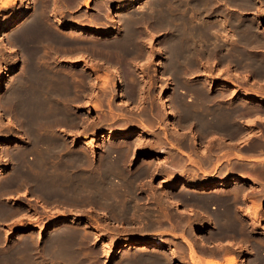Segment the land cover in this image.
I'll use <instances>...</instances> for the list:
<instances>
[{
  "label": "rangeland",
  "instance_id": "374dc122",
  "mask_svg": "<svg viewBox=\"0 0 264 264\" xmlns=\"http://www.w3.org/2000/svg\"><path fill=\"white\" fill-rule=\"evenodd\" d=\"M3 1H5V0H0V3L3 2ZM19 1H21V2H19ZM23 1L24 0H17V4L18 5H21L20 6V9H19L20 12H22L24 10V5L25 4H24ZM38 1L39 0H37V3L38 4H37V7L34 9L35 10L34 12L37 13V11H39L38 13H40V11L45 8L42 11L44 13L41 12L39 15H41L42 21H44V20L46 21V23H44L45 21L43 22V26H45L44 24H47V23L48 24L46 26H48L50 24L49 25L50 27L49 26L48 27L45 26L46 29L48 28L47 30L49 32V34L46 33V35L50 36L51 33H52V36L54 35L53 37L55 39L52 37L51 40H54L57 44L54 43V41L52 42L49 39H48V41H50L52 44L50 42H47L45 39H44V41L39 39L37 41H39L40 43L42 42L41 44H43L44 46L43 45L41 46V44L39 42H38L39 44L37 46V41H35V44L34 45L36 46V50H37V48H39V49L42 48V50H39V51L37 50V55H35V57L37 56L36 57V60L37 59H40L41 61L40 60H37V62H36V60L35 59L34 60H35V63L36 64L37 63L39 64V62L40 63L41 62L43 63V64L41 63L42 65L39 64V67L40 66L41 67L44 66V64L47 65V67L44 66V67H46V70H48V68L50 67L49 71L51 72V74H52V72H54L55 74H57V72L60 71V73H58V74H59V76L61 75V78L63 79L62 81L65 80V81H67L68 84H70V82H71V84H70V86H71L70 92L67 94L68 96H65V98L63 100L64 103H63V106H62V107H65L67 109V112H68V114L71 115V117L68 116L67 112L66 113H62L61 115L62 116H68L70 119H72V118L75 117L74 118V120H76L75 122H74L73 119H72L73 121H71L69 119L70 121L67 122V123H69V125L68 124L65 125L66 126L65 129H67V132L68 133H71L73 131V133H71L72 137H69V140L70 139L72 140L73 138L74 139L77 138V139H75V141H74L73 144H70V143L68 144V152H69L68 154L69 155H72V153L73 154H79L80 152H82V154L81 153L80 154L82 156L84 155L83 158L88 157L87 158V164H85L86 166L84 165L85 166L84 168H89L90 167V164H89L90 163V160H88V159H90V156L92 158L95 156L93 151L92 152H90V151L88 152V150L86 149V146L81 141V138L80 137L82 135H84V134H82L84 132V130L86 131L85 134L88 133V132L97 131V130H100L103 133L105 131H108V129H114V126H116V125L118 126V128L115 127V129H122V128L123 129H128L129 128V129H131L133 131V133H135V132L136 133H139L138 131H141V129L143 128V126L146 127L147 128V131H148V133H147L148 135L145 134L140 141L139 140H137V141L135 140V142H134V139H132V140H117L115 143H112L113 145L111 143H108L104 139L101 140L102 139V137H101L100 140L102 141V143L104 142V145L105 144H111L112 146H115L116 145V147H118V152H116V153H118V154L119 153H121V154L124 153L123 154V157L121 159L122 162H123V163L121 162L122 164H132L134 162H137L138 159L141 160V162L142 161H151V160H153V158H151V157L154 155L153 154L154 152L152 150H147V145L152 144L153 142L151 143V141H155V140H157L159 138V136L157 135V133H158L157 131H163V132H165L167 129H176V128L179 127L178 126V123L177 124L176 123L174 124V122H177L178 116L175 115V117H172L171 116L169 118L168 117L169 114L168 113L165 114V111H168V110L167 109L165 110V109H163L161 107V102L164 101V99H165L163 97L164 91L167 90V87L164 86V85H165V83H168V82H173V81H177L178 80L179 82L184 83V86L181 85V90H184V91H186L187 88L189 89V84H194L195 83L196 86L202 88L201 89L202 91H203V89L205 91L206 90H209V91H206V92H209V95L208 96H210L209 100L211 102H213L214 100H219V101L220 100H224L223 101V104H224L223 106L224 107L229 108V106H230V108H232L233 110L240 111V115H239V112H238V117H236V119H238L239 122L242 120V122H241L242 124L246 123L245 121H247L248 124L250 123V121H252V123L254 121L253 125H255V122H256L255 119H257L259 117L260 122H262V124L264 125V120H263V118H264V114H263L264 109H259L258 110V108L255 105H253V104H248V103H242L243 105L241 103L239 104L238 102L241 99V93H237L238 95L236 94L235 96H231V89L223 90L221 88L222 83H223V80H231L230 82H233L234 81V83H240V85L243 88H245L244 90H248V91L251 90V89H247L249 87V88H252V89L255 88V90L256 89H258V90L260 89V91H258V90L257 91L259 93H263L264 92V85H262L263 82H259L252 75H249V74L247 75L248 77L246 76L244 78L243 77H239L240 75L239 76H236L238 74H237L236 71H234L235 69L234 70L232 69V73L234 72L235 76H233V77H231V76L226 77V74H225V72L223 70V67L226 65V63L223 62L221 59H220L221 62H220V60H218L219 58H222L223 59V56H221V55H223V53H220L219 52L220 53V56H219V53H214V54L212 53V54L209 55V58H208V55H207V58H206V56H204L205 58L202 56L201 57V58H203L202 62H200L201 61L200 60L201 58H200V59L197 60L198 62L196 61L198 65H195V67L190 68V70H184L187 75L184 72H183V74H178V75L176 73V76H175V73L173 74L172 72H169V71H168L169 73L168 72H165L164 73V69H161V67H159L157 65H161L163 63V61H164V58H166V57L163 56V51H161L160 47H162V46L165 45V41H166L165 37L167 38L170 35V34L168 35L167 31L168 32L170 31L169 33H171V30H169L168 27H165V28H167V30L164 29V28H160L161 29L160 30L159 28H154L153 29V25L150 22H148L146 24L145 23H143V24L142 23H139V24H142V25H137V30L139 31V33H137V37L135 38V41H136L135 44L137 45V48L139 50L135 54H127L125 52L123 53L122 49L121 50L120 49L118 50V47L117 46L116 47L114 46V43L120 37V35L118 33L117 34H114V35H112L110 37H103L101 35H87V34H80L79 32H70L68 29H60V28L57 27V23L60 20L66 22V23H68V22L69 23H73V22L75 23L77 21L76 19L79 16L78 21L81 20L80 18H85L86 17L84 20L82 19L83 20L82 21L83 23L85 21L86 23L89 24V22H88V20H89L90 23H92V24H97V25L99 24L100 27L106 28V26L104 27V24L108 23L107 14H106L107 13V9H109V7H111V11H114V10L116 11L119 3L121 1H123V0H121V1L120 0H105V1L104 0H90V3L88 5V7H85V3L84 2H86V0H72V3L74 2V4L71 3V0H68V2L70 4H67L69 6H66L65 5L64 8L66 9V11L72 12V13H68V12L65 11V9L62 8L63 5L65 3H67V0H55L56 3H55L54 0H41L42 3L44 4V5L42 4L44 6V8L42 7L41 4H39ZM155 1H157V0H143L142 2H140L138 4H135L133 6V9L136 10V11H139V12H143V11L145 12V11H147V9L150 8L151 5H153L152 3H154ZM162 1H164V0H162ZM183 1H184V4H183ZM183 1L182 0L181 1L180 0H176V1L175 0H173V1L172 0H169V4L167 3V1L165 3L168 4L169 6H172V3H174V5L172 7L178 6L180 3H181L180 7L181 6L182 7L183 6L188 7L189 5H190V7H192V5L195 3L194 1H199L201 3H202V1L204 2V0H183ZM211 1H212L211 2V6L214 5L211 8H212L213 11L214 10L215 11L212 12V14L214 16L211 15L212 16L211 19L209 18L208 20H213L214 21L213 22V25L216 24V25H214V27H215L214 30L215 31L216 30L217 31L218 30L219 31H222L221 34H223V29H220V24H219L220 21H218L219 18L218 17H215V14L219 13L217 11H222L224 15H226V14H228L230 12H232L234 14V12L231 11V10L234 9V8L236 9V7H239V5L237 3H235V4H231L229 6H226L225 3H224L225 0H216V1L215 0H211ZM221 1H223L222 2L223 4L220 3ZM61 2L63 4L60 5ZM149 2H151V3H149ZM245 2L248 3L249 6L243 9V13H245V15H239V17L241 19H244L245 21H251L252 23L255 24L256 27H258V30L260 29V31H264V18H263V20H261L262 18L259 16V6H260V4L258 2H256L255 0H246ZM99 3L100 4L102 3V5H100ZM147 3H149V4H147ZM263 3H264V0H263ZM263 3H262V7L264 8V4ZM56 4H58V5H56ZM97 5H100L101 7L99 6V8H98ZM8 6L10 7V5H8ZM8 6H5V7L0 6V11L2 10L0 12V15H3L4 16L8 12V10H11L13 8V7H10L9 8ZM215 6H217V7H215ZM1 7L3 9H1ZM46 7H47V11H46ZM58 7H59V9L61 7V9L59 10ZM226 7H229V8H226ZM6 8H7V10H6ZM50 8H51V10H50ZM53 8L55 10H53ZM101 8H102V10H101ZM216 8H217V10H216ZM228 9H231V10H228ZM52 10H53V12H55V11L56 12L53 13V12H51ZM58 10L61 12V14H59L60 12ZM189 10L192 11L191 9H189ZM190 11L187 12L186 16L184 15L185 16V21H187L189 23H192V22L195 21V23L197 22V24H199L202 21V19H201V17H203L202 14L199 13L200 16H198V15H195L193 13H190ZM57 12H58V14H57ZM76 15H77V18H75ZM94 15H95V17H94ZM188 15L189 16H192V17L189 18ZM194 15H195V18H194ZM196 16H198V18H197L198 20L196 19ZM73 17H74V19L76 21H74ZM91 18H92V21L90 20ZM215 18H216V20H214ZM93 19H95L96 22H99V20H100V22L101 23L104 22V24L102 23L103 24L102 25L101 23H96L95 21H93ZM114 19L115 20L116 19L119 20V16H117V18L115 17ZM190 19H191V21H190ZM144 24L146 25L147 28L145 27ZM1 25H2V23L0 22V26ZM150 26H152L151 28L153 30H149V29H151ZM125 27L124 26L122 27V30L124 29L123 32L125 31ZM155 29H157V30H155ZM51 30H52V32H50ZM145 30L148 31V32H150V33H147ZM219 31L217 33H219ZM53 32H55V33H53ZM151 32L153 34H151ZM231 33H235V31L233 29H231ZM55 34H57L58 37ZM149 35L151 36L152 39H150ZM3 36H4L3 34L0 35V43H2L3 47L5 46L3 50H2L3 47L0 48V58H1L0 59V65H2V66H0L1 67L0 69L3 70V68H5L4 70H6V69L14 68V70H16V73H17V72H19V66L23 62L17 61V60H19L18 57H13V56H15V54L10 52V50H11V47L10 46L13 45V47H14L16 45L14 47L15 48V51L14 52H16V53L22 52L23 50L20 49L15 42L14 43H11V41L9 40V38L6 39L7 36L6 37L5 36L3 37ZM259 37L262 39L264 37V34L263 35L260 34ZM56 38H57V40H56ZM5 39L7 41H5ZM162 39L164 40V42L161 41ZM58 40L59 41L61 40V42H59ZM8 42H10V45L8 44V46L10 48L8 46L6 47V44ZM43 42H45V43H43ZM48 43H50V44H48ZM55 45H57V46H55ZM58 45H59V47H60L61 50H57L59 48ZM61 46H62V48H61ZM252 46H255V44L253 43ZM262 46H263V44H262ZM18 48H19V50H18ZM95 49L98 50V51H96ZM255 49H256V46H255V48L253 47V50H255ZM259 49H260V52H259ZM56 50L58 51L57 54H55L56 53ZM114 50L116 51V53L114 52ZM256 50H257V53L256 54L259 57H264V46L263 47L260 46ZM2 51H4V52H2ZM52 51H54L55 53L54 52L52 53ZM86 51H87V53H86ZM198 52H200V51H198ZM23 53L20 54L21 57H23V59L21 58L22 61L25 59V54L23 55ZM165 53H166V51H165ZM44 54L47 55V57H45L46 59L45 58L43 59ZM216 54L218 55V57H217ZM7 55H8V57H7ZM60 55H62L63 57L64 56L65 57H68V58H65V57L63 58L62 57V61H61V56ZM38 56L40 58H38ZM78 57H79V60H78ZM71 58H74L75 60H77V62L71 63L70 60H74V59H71ZM67 59H68V61H67ZM42 60H44V61H42ZM45 60H47V62ZM2 61H6V64L4 62H2ZM15 61H17V62H15ZM217 61H219V62H217ZM157 63H159V64H157ZM113 68L119 72L120 79L122 81V86H123L122 87V92H123L122 95L123 96H119V95H117V94H115V93L112 92V87H111L110 80H109V77H108V71H109V69H113ZM228 71H231V69H229ZM54 73H53V76H55ZM131 74H133V75H131ZM159 74L161 75L160 77H162L163 75H165L166 77L165 76L164 77L166 78V80H162L158 76ZM11 75L13 76L14 74H10L9 76H7L5 78V83L7 85H8V82L12 79V76ZM167 75H169V77ZM171 76L172 77L175 76V77L172 78ZM179 76H181L182 78L179 77ZM53 78H52L53 79L52 80V83L55 80V77H53ZM80 79H81V81H80ZM171 79H173V80H171ZM54 83H57V82L55 81ZM158 84L161 85V87H158ZM6 86L4 87L3 90H0V93L1 94L3 92H5L6 90H8L7 89L8 86L7 87ZM250 86H253V87L255 86V87L253 88V87H250ZM257 86L258 87L260 86V88H257ZM73 88H74V90H73ZM165 92L166 93H170V92H172V90H168V91H165ZM197 92L198 91H196L194 95H196ZM218 93H219V95L221 97L219 95H217ZM183 97L185 99H188L189 98V99L193 100L192 103H189L187 105H189V109L194 108V109H191V111L193 112V115L195 114L194 115V119L187 121L186 124L188 122H191V123L195 124L197 128H200L201 127L200 126L201 125V122H202V125H203L204 122L207 121L212 126V128H210V129H213V128L214 129H217V128H219V127L214 126V125L215 124H219V122L221 120L218 121L217 119H214L215 118V114L213 112H211L213 114H211V116H210V111H208V109H209L208 108V105L211 103L209 100L206 101V102H209L207 104V106H205V104H204V106H201L202 109H203V107H205L204 110H202L201 108H199L200 107L199 105H203V104H198L199 97L195 96L194 99H193V96L192 95H183ZM94 98H95L96 101L94 100ZM138 98H139V100H138ZM159 101H161V102H159ZM165 103L166 104H169L167 102H165ZM219 103H222V101H220ZM93 105L95 107H97V108H98V106L100 107L102 105L100 107L102 109V112H100L99 114L97 112L95 113V111L92 110L93 107H94ZM146 107L147 108L151 107V108L149 109V111H146ZM211 107L212 108H215L216 106H213L212 105ZM233 107L236 108V109H234ZM161 108H162V111L164 110L163 112L161 111ZM199 109H200V111H199ZM205 109H207L206 111H208V113L205 112L203 114V112L205 111ZM194 110H196L195 113H194ZM151 112L153 113V115L156 117L157 120H149L148 121V119L146 117H147L148 113H151ZM258 112L259 113H262V115L260 114L262 116V119L260 118L261 117L260 115H258V117L255 116ZM163 113H164V115H163ZM124 114H125V116H124ZM109 115H110V118H109ZM120 115H123V116H120ZM197 116H200V117L198 118ZM122 117L123 118L125 117V119L122 120L123 119ZM207 117H210L211 118L210 119L211 122H210V120H207ZM120 118H121V120H120ZM112 119H114V120H112ZM202 119H203V121H202ZM77 120H78V122H77ZM111 120L114 122V124H112L113 122H111ZM195 120L197 121V124H196ZM199 120L201 122L198 123ZM214 120H216L217 123ZM213 121H214V123H213ZM55 122H57V123H55ZM55 122L52 121V123H54L55 126L52 123H51L52 125L50 124V126H47V127H50L51 130L54 128L53 131H51L52 133L57 128L60 129V126L63 125V124H59V121H55ZM72 122L76 123L75 124L76 126H74L73 129H72V127H70V126H73L74 125V123H72ZM207 122H205V123H207ZM222 122H223V120L221 121V123ZM119 123H120V125H119ZM252 123H250V124H252ZM58 125H60V126H58ZM68 126H69V131H68V128H67ZM62 127L64 128V126H62ZM185 128H187V127H184V129ZM201 128H205V127H201ZM245 129L240 134L238 133L234 137V138L237 137L236 139L238 141L236 139H233L232 140L230 138L229 139H227V138L224 139L223 136H212L211 137L210 142H211V146H212L213 152H215L214 151L215 146H218L219 147L221 145H225L226 142H230V143H236L237 142V144L234 145L236 147V149H232V150L230 149L228 152H224L222 156L216 155V157L213 158L212 167L211 168H212V173H214L215 175L212 177V179H214L215 181H219L222 178L223 173L225 171H229L231 173L230 174L231 177H234L236 175H241V174L245 173L246 175H251L253 177L259 178L263 182L262 183H259V184H249V185L239 186V187L233 186L232 184H230V186L228 188H226V189L219 190V189H216V188H211V189H208L207 191H203V192H200V193H209V195L211 196V200H219L220 197L223 198V201L224 200H231L232 202H234V205L231 206V209H237V207H241V208H238V209H241V211L239 213L232 212V210H231V213L234 216V222L237 225V228L239 230L238 231L239 236H238V238L237 237H227V241H228V243H231V241L236 242V241H238V239H241V244H242V252H241V254H242V257L244 259H246V258H253V257L264 258V214L262 215V220H261L260 225H259L260 227H252V226H250L249 223L246 221V217H245L246 213L250 210V207H251L250 200H252L254 202H257V203H260L261 204V207L264 210V158H259V157H257V156H255V155L252 154L253 151L251 150V147H252L253 141L255 140V136L257 135L255 133L256 127L255 126L252 127V125H248V127H245ZM78 131H81V132L77 133ZM74 132H76L78 135L76 133H74ZM243 132H245V133H243ZM250 132H252V133H250ZM55 133H58V132H55ZM93 133H92V135H96V134H93ZM101 135L103 136L104 134H101ZM241 135H242V138L243 139H241ZM6 136L13 137V135H10V134L9 135L6 134ZM238 136H240L239 137L240 140H239ZM168 138L171 139V140H174L175 139V137H168ZM205 139H206V137H204V138L203 137H196V140H200L201 145L203 144V140H205ZM191 140H194V138H192ZM119 141H121V142H119ZM138 141H139V143H138ZM117 143H120V145L117 144ZM97 144L98 143H96L95 145H97ZM159 144L162 145L161 143H159ZM240 144L248 145L250 148H247L246 151H239V150H237V148H238V146H240ZM17 145H19V144H17ZM70 145H72V146L70 147ZM79 145H82L84 148L83 147H80L79 148ZM121 145H122V147H121ZM171 145H173V144H171ZM120 147H121V149H119ZM127 147L129 148V150H128ZM69 148H71V149H69ZM124 148H125L126 151L124 150ZM175 148H176V150H177V148L181 150V148H179V147H175ZM3 149L5 150L6 147L3 148ZM16 149L17 148H15V150ZM74 149L77 152H75ZM122 149H123V151H122ZM223 150H225V149H223ZM85 151H86V153L83 154V152H85ZM233 152H235L236 155ZM85 154H86V156H85ZM238 155H243V156L246 157V159L248 158V160H250V161H241V160L237 159ZM28 156H31V157L34 156L33 157L34 159L32 158V160H29L28 159L29 158ZM36 159L37 158H36V156L33 153L27 154L26 161L27 160L31 161V163L29 161H27V163H28L27 166H29V163L32 164L33 161L35 162ZM14 161H10L13 164H11L9 162V168H10L9 169V173H10V175L8 173L6 175V177H5L6 179L3 178L5 181L0 177V179H2V180H0L1 181L0 182V185L2 184L1 186L3 187V183L6 182V188H7L6 189L5 186H4L2 188V190L0 189V191L3 192V193L0 192L1 193L0 194V200L3 199V198L11 197V198L7 199L8 200L7 203L4 202V201H0V203L2 204V206L0 204V207H2L4 209H8L10 211V213H11V215H10V213L7 215L8 218L6 216L5 218L0 219V224H1L0 226L3 229V230L0 231L1 232L0 233V247L2 246V249H0V251H9L8 249H12L16 245H18V243L20 244L22 242V240L24 239V237L21 240V242H20L19 239L17 240V236L22 231L20 229H24V232H23L24 235L25 234L29 235L27 238L33 239L32 241L29 240L32 243L42 242L44 240L43 235L45 233L39 236L38 234H32L31 232L33 231V229L37 225H43V223L46 224L47 223L46 221H48L49 219L50 220L60 221L61 223H63V224L65 223L66 225L68 224L66 221L73 220L74 219V220H78L79 221V225H77V226L75 225L76 228H78V227L80 228V226H81L80 224H82V223H89V224H91L93 226L95 225L94 227L96 229H98L99 231H101V232H103L105 229H108L110 227L109 230H111L112 232L117 233V235H116L117 238L114 239V240H117L116 243L118 245L124 243V241H126L129 238H132V239L152 238V239H160V240H162L163 242L166 243L167 246H169L170 249H173L174 245L171 242H168L164 237L161 238V237H157L156 235H147V237H144V236H141V237L130 236L129 237L127 235L128 234V231L126 229L125 221L122 218L120 220V218L118 219V217H113L116 223H117L118 220L120 221V223L118 221L119 224L117 223L118 224L117 226H115V224L114 225L113 224H110L112 222L111 221V222H109V224L106 227L105 226L103 227V225L106 222H108V219L106 217H104V216L101 217L100 214H99V212H102V213L104 212V213L107 214L106 211H110L112 208L115 209V208L118 207V205H120V207H118L117 209L120 210L119 208L122 207L120 203H122V205L125 206V204H123V201L125 200V194H124L123 191L127 192L125 190L126 189L125 188L126 186L125 185H119L117 183H115L116 184L115 185L113 181H111L112 182L111 184L110 183H101V184H106V185L109 184L108 186L110 188L109 189H105V191L108 190V192L105 193L103 191L104 193L102 192L100 196L98 194H97L98 196L96 194L94 195V193H95L94 191H96V189H93V188L91 189L90 188V185H88L86 187V184L87 183H92V182H89V181H85L84 182V183H86L85 184V187H84L86 189V191L84 190L85 192L84 191L83 192L86 193V194L80 192L79 191L80 190V187H78V189H77V185L76 184H69L68 185V190L69 189L72 190L74 188L72 190V192L74 194H76L77 192H79V193L84 194L86 197L87 196H90L89 197L90 199L93 198V197H96L98 200L100 198H102V199H100V203H102L103 205L102 204H98L97 206H94L93 207L91 205L92 203L89 202L90 205H86L85 207L81 208L86 214H88L86 216H80L77 213L76 214H69L67 216L58 215L57 217H55V218H49L48 220L45 219V218H43V219H40V220L35 221V222L29 221V222H25V223H23L24 222L23 219H19L18 218L12 224L7 225L5 227L2 226V224H6L9 221H11L13 219H16L17 217H19L20 215H22V213H24V209H20L16 205L10 206V203H12V202L15 203V204H20L21 202L27 203L28 202L27 201V198L34 196L33 193L25 194L24 196H21L20 193L22 192V190H19L18 191V190H16L15 187L7 185V184L10 183V182H8L9 181L8 178H10L15 173V170L14 169H16V166H14V164L16 165L17 162L16 161L14 162ZM24 165H26V163H23V166ZM88 165H89V167H87ZM257 165L259 166V169L260 168H263L262 169L263 172H259V169L257 168ZM31 166L34 167L35 170H36V166H37L36 164L35 165H31ZM255 167L257 168V170H256ZM27 168H30V166L27 167ZM34 168H30V169H32L31 170L32 173H34V171H35ZM40 168L41 167H39L37 170H39ZM11 169H12V171L14 170L13 174H12ZM69 169H71V170L69 171ZM73 169L76 170L77 168H75L73 166H68V177H69V175L71 177L72 176H75L74 173L73 174L71 173V171H73ZM78 169H80V167H78ZM208 174H210V173H208ZM114 175L112 177L113 178H117V179L119 177H123L122 175H119V174H116V175H118V177L116 175L115 176ZM201 180L202 179H199L197 181H201ZM57 185L58 184H55V186H57ZM72 185H73V187H72ZM114 185L116 187H114ZM118 186H119V188H117ZM120 186H121V188H120ZM69 187H71V188H69ZM88 188L90 189L91 192L88 190ZM122 188H125V189L123 190ZM149 188H150V190L152 192H154V193H160V194H163V195H167V193H175V192H178V191L179 192H187V190H182L180 188H170L167 185H164V186H161V187L160 186L157 187L156 185H150ZM120 189H122L123 191H121ZM70 190H69V192H70ZM118 190H119V192H118ZM88 191L90 192L89 194H87ZM151 191H149V192H151ZM189 191H191V190H189ZM113 192L115 194H117L116 197L118 196L117 197L118 200L115 197V195L113 194ZM195 192H198V191H195ZM96 193H97V191H96ZM109 193H110L111 196L113 194V196L115 197L116 200H114V198H112L113 196L112 197L109 196ZM105 194L108 195V196H105ZM121 194H123V195H121ZM119 195H121L123 197L121 198ZM241 196H243V206L242 205L240 206V203L238 202V200H239V198ZM105 199H107V200H105ZM108 199H110V202L108 201ZM120 199H121V201H120ZM112 201L114 202V204H113ZM115 201H117L116 204L119 203L116 207H115V205H116L115 204ZM124 202L127 203L126 200ZM108 204H109V206H108ZM110 205H113L114 207L111 208ZM15 208H17L19 210H15ZM100 208H101V210H99ZM35 209L38 210L39 208L37 207ZM35 212H36V210H35ZM226 214H228V215L226 216ZM229 214H230V212L227 211L223 215V218L225 219L224 220L225 221L224 222L225 225L232 224L229 221V218H230V215ZM75 216L77 217V219H76ZM60 217H62L63 219L60 218ZM71 217H72V219H71ZM64 219H66V220H64ZM134 220H136V219H134ZM50 224L51 223L48 222L46 224V226H50ZM50 227L48 228V230L50 229ZM71 230H76V229H71ZM235 230H236V228L233 229V232ZM7 231L10 232V234L7 236L8 238L5 237V235H7V233H8ZM4 232H6V233H4ZM199 234L201 236H204L205 235L204 233H198L197 235H199ZM225 236L226 235H223V237H225ZM185 240H188V239L187 238H184V241ZM100 241H104V243L107 244V243H111L113 240L111 238H103V237H101L100 238ZM223 241H225L224 238H223ZM5 247H6L7 250H5ZM144 251H146V254H150V255L155 254V255L161 257V258H159V260L160 259L161 260L157 264H160V263L161 264H166V259L169 256V252H167V251H164V252L163 251H161V252H159V251L157 252L156 251L155 252L153 250V248H149V249H146ZM144 251L139 250L138 248H135V250L133 249L132 252H129L130 254L129 253H125V254H128V255H125L124 253L123 254L122 253H117L115 248L109 247V245L107 244V245H104L103 246V255H104V257L99 260L100 262L95 263V264H121L123 261L125 262L127 260H134V262H135V261H137V258H139V255L140 254H144ZM152 251H154V252H152ZM106 253L107 254H110L111 253L110 255H112L109 260H107V258H106V256H107ZM41 255H35V256L40 257ZM194 256H195V254L192 257H194ZM227 256L229 257V260L227 261V264H230V259H233L234 260V264H236L235 257L237 256V253L231 247H228L227 248ZM135 258H136V260H135ZM29 259L31 260V257ZM162 260H163L164 263H162Z\"/></svg>",
  "mask_w": 264,
  "mask_h": 264
},
{
  "label": "bare ground",
  "instance_id": "6f19581e",
  "mask_svg": "<svg viewBox=\"0 0 264 264\" xmlns=\"http://www.w3.org/2000/svg\"><path fill=\"white\" fill-rule=\"evenodd\" d=\"M55 1V0H54ZM53 1V2H54ZM105 1V0H104ZM121 1V0H120ZM143 0H123V1H121L120 3H119V5H118V7H117V9H116V11L114 10V11H111V7H109V9H107V20H108V23H106V24H104V22H102L103 24H104V27L106 26V28H103V27H100L99 26V24L97 25V24H92V23H90V21L88 20V22H89V24L88 23H86L85 21H84V23L82 22L85 18H80L79 20L80 21H78V18H79V16H78V18H77V15H76V17L75 18H77L76 20L74 19V17H73V19H74V21H76L75 23L73 22V23H66V22H64V21H57L58 23H57V27L58 28H60V29H68L70 32H79L80 34H87V35H101V36H103V37H110V36H112V35H114V34H119L120 35V37H119V39H117L116 40V42L114 43V46L116 47H118V50L120 49H122V51H123V53L125 52V53H127V54H135V53H137L138 52V48H137V45L135 44V38L137 37V33H139V31L137 30V25H142L143 23H148V22H150L152 25H153V29L154 28H164V29H166L167 30V28H165V27H168L169 28V30H171V33H169L168 31H167V33H168V37L166 38L165 37V39H166V41H165V45L164 46H162V47H160V49H161V51H163V56L164 57H166V58H164V61H163V63L161 64V65H157V66H159V67H161V69H164V73L165 72H172L173 74L175 73V76H176V73H177V75L178 74H183V72L185 73V71L184 70H190V68H192V67H195V65H198L197 64V60L198 59H200L202 56L204 57V56H206V58H207V55H208V58H209V55L210 54H214V53H223V55H221V56H223V59L222 58H219L218 60H222L223 62H225L226 63V65L223 67V70H224V72H225V74H226V77H229V76H231V77H233V76H235V74H234V72L232 73V69L234 70V71H236L237 72V74L238 75H236V76H239V77H246L248 74L249 75H252L256 80H258L259 82H263L264 83V57H259L256 53H257V48L258 47H263L264 46V37L261 39L259 36H260V34H264V31H260V29L258 30V27H256L255 26V24L254 23H252L251 21H245L244 19H241L240 17H239V15H245V13H243V9L244 8H246V7H248L249 6V4L248 3H246L244 0H225L224 1V3H225V5L226 6H229V5H231V4H235V3H237L238 5H239V7H236V9L234 8V9H228V10H231V11H233L234 12V14L232 13V12H230V13H228V14H226V15H224L223 14V12L222 11H217V12H219V13H217V14H215V17H218L219 18V20L218 21H220V29H223V34H221V32L222 31H219V33H217L215 30H214V25H216V24H214L213 25V20H208L209 18L211 19V15H213L212 14V12H214L213 10H212V8L211 7H213V6H211V0H204V2L202 1V3L201 2H199V1H194L195 3L192 5V7H190V5L188 6V7H186V6H181L180 7V5H181V3L178 5V6H175V7H172L173 5H174V3H172V6H169L168 4H169V0H164V1H162V0H157V1H155L154 3H152L153 5H151L150 6V8L149 9H147V11H143V12H139V11H136V10H134L133 9V6L135 5V4H138V3H140V2H142ZM167 1V3L168 4H166L165 2ZM173 1V0H172ZM176 1V0H175ZM181 1V0H180ZM183 1V0H182ZM216 1V0H215ZM256 2H258L259 4H260V6H259V16L262 18H260L261 20H263V18H264V8L262 7V3H263V0H255ZM19 2H21V1H19ZM24 2V10L22 11V12H20L19 11V9H20V6L21 5H18L17 4V0H5V1H3V2H1L0 3V6H3V7H5V6H8V5H10V7H13L11 10H8V12L3 16V15H0V22L2 23V25L0 26V35H4L5 37H6V39H8L9 38V40L11 41V43H16L17 45H18V47L20 48V49H22L23 51L22 52H18V53H16V52H14L15 51V46L13 47V45L12 46H10L11 47V50H10V52L11 53H14L15 54V56H13V57H18V59L19 60H17V61H21V62H23V63H21V65L19 66V72H17L16 73V70H14V68H11V69H6V70H4L5 68H3V70H1L0 69V90H3L4 89V87L7 85L6 83H5V78L7 77V76H9L10 74H14L13 76H12V79L8 82V90H6L5 92H3L2 94L0 93V114L1 115H3L4 116V118L6 117L7 119H8V124L9 125H13L14 126V124H12L13 123V121L14 122H17L18 124L20 123V130L17 132V133H14L11 129V131L13 132V133H10V132H3V133H1L0 132V177L3 179H6L5 177H6V175L9 173V162L10 161H18V160H20V163L21 164H23V163H26V165H24V167L26 166V167H29L30 166V168H34V167H32L31 165H37L36 166V169H38L39 167H41L40 169H39V174L38 175H40V176H43L44 175V173H45V171L47 170V168H45V166H47V164L49 165V162H50V164L52 163V162H57V159H58V155H59V153H53L54 154V156L52 157V158H48L49 157V154L48 153H46L47 151L48 152H50L51 154H52V152L51 151H56V150H51V151H49V150H47V151H45L44 149H47L48 148V145L49 144H51L50 146H55L56 145V143H58V139H56L57 137H55L54 138V136H55V130H54V134L51 132V131H53V129L51 130L50 129V127H47V126H50V124H48V123H46L47 121H49V123L51 122V121H59L60 119L62 120V117H60L59 118V116L62 114V113H66L67 112V109L65 108V107H62L63 106V103H64V98H65V96H68L67 94L70 92V89H71V86H70V84H71V82H70V84H68L67 83V81H62L63 79L61 78V75L59 76V74L58 73H60V71H58L57 72V74H55L54 72H52V74H51V72L49 71V69H50V67L48 68V70H46V67H47V65H45L44 64V66H46V67H44V66H40L39 67V64H41L40 62H39V64L37 63H35V60H36V57H35V55H37V50L39 51V50H42V48H37V50H36V46L34 47V44H35V41H37V40H43L44 41V39L47 41V42H50V41H48V39L49 40H51L52 39V37L54 36H52V33H51V35L50 36H48V35H46V33H48L49 34V32H48V28L46 29V27H48V26H46L47 24H44L45 26H43V22L45 21H42V18H41V15H39L45 8H44V4L42 3V1L41 0H39L38 2H39V4H43L42 5V7L44 8V9H42L41 11H40V13H38L39 11H37V13L36 12H34L35 10V8L37 7V0H24L23 1ZM41 2V3H40ZM59 2V1H58ZM66 2V1H65ZM76 2V1H75ZM223 1H221L220 3H222ZM55 3H56V1H55ZM71 3H72V0H71ZM85 3V7H88V5H89V3H90V0H86V2H84ZM149 3H151V2H149ZM149 3H147V4H149ZM61 4H63L62 2L60 3V5ZM67 4H70L69 2H68V0H67V3H65L64 5H63V9H65L64 8V6L66 5V6H69V5H67ZM72 4H74V2L72 3ZM100 4V3H99ZM183 4H184V1H183ZM182 4V5H183ZM213 4V3H212ZM219 4V3H218ZM223 4V3H222ZM264 4V3H263ZM12 5V6H11ZM54 5V4H53ZM56 5H58V4H56ZM100 5H102V3L100 4ZM100 5H97L98 6V8H99V6ZM141 5V4H140ZM144 5V4H143ZM218 6V5H217ZM217 6H215V7H217ZM9 7V6H8ZM9 7V8H10ZM41 7V8H42ZM101 7V6H100ZM107 7V6H106ZM145 7V6H144ZM186 7V8H185ZM40 8V9H41ZM55 8V7H54ZM53 8V10H55ZM96 8V7H95ZM147 8V7H146ZM225 8V7H224ZM226 8H229V7H226ZM1 9H3L2 7H1ZM58 9H59V7H58ZM60 9H61V7H60ZM59 9V10H60ZM106 9V8H105ZM137 9V8H136ZM144 9V8H143ZM189 9H191L192 11H190ZM214 9V8H213ZM223 9V8H222ZM6 10H7V8H6ZM50 10H51V8H50ZM49 10V11H50ZM53 10L51 11V12H53ZM57 10V9H56ZM58 10V11H59ZM101 10H102V8H101ZM142 10V9H141ZM146 10V9H145ZM216 10H217V8H216ZM220 10V9H219ZM2 11V10H1ZM0 11V12H1ZM46 11H47V7H46ZM45 11V12H46ZM48 11V12H49ZM64 11V10H63ZM62 11V12H63ZM65 11H66V9H65ZM98 11V10H97ZM188 11H190V13H193V14H195V15H198V16H200L199 15V13L200 14H202V16L203 17H201V19H202V21L199 23V24H197V22L195 23V21L194 22H192V23H189V22H187V21H185V16H186V14H187V12ZM34 12V13H33ZM47 12V13H48ZM56 12V11H55ZM55 12H53V13H55ZM60 12V11H59ZM66 12H68V11H66ZM42 13H44V12H42ZM68 13H72V12H68ZM189 13V14H190ZM227 13V12H226ZM57 14H58V12H57ZM59 14H61V12L59 13ZM65 14V13H64ZM50 15V14H49ZM84 15V14H83ZM93 15V14H92ZM105 15V14H104ZM185 15V16H184ZM192 15V14H191ZM195 15H194V18H195ZM117 16H119V20H115L114 18L116 17L117 18ZM198 16H196V19L198 18ZM214 16V15H213ZM53 17V16H52ZM51 17V18H52ZM61 17V16H60ZM65 17V16H64ZM63 17V18H64ZM72 17V16H71ZM82 17V16H81ZM94 17H95V15H94ZM188 17L189 18H191L192 16H189L188 15ZM62 18V19H63ZM200 18V17H199ZM223 18V19H222ZM83 19V20H82ZM89 19V18H88ZM98 19V18H97ZM101 19V18H100ZM188 19V18H187ZM193 19V18H192ZM57 20V19H56ZM59 20V19H58ZM91 21H92V18L90 19ZM194 20V19H193ZM198 20V19H197ZM214 20H216V18L214 19ZM87 21V20H86ZM93 21H95V19H93ZM98 21V20H97ZM104 21V20H103ZM189 21V20H188ZM190 21H191V19H190ZM96 22V21H95ZM110 22V23H109ZM44 23H46V21L44 22ZM94 23V22H93ZM96 23H101L100 22V20H99V22H96ZM101 23V24H102ZM139 23H142V24H139ZM100 24V25H101ZM102 24V25H103ZM110 24V25H109ZM144 24V25H145ZM218 24V25H219ZM257 24V23H256ZM125 27V31L123 32V30H122V27ZM50 27V26H49ZM140 27V26H139ZM143 27V26H142ZM145 27H146V25H145ZM152 26H150V28H151ZM219 27V26H218ZM141 28V27H140ZM147 28V27H146ZM217 28V27H216ZM51 29V28H50ZM139 29V28H138ZM152 28L151 29H149V30H153ZM158 29V30H159ZM231 29H233L234 31H235V33H231ZM148 30V29H147ZM155 30H157V29H155ZM161 30V29H160ZM258 30V31H257ZM146 31V30H145ZM164 31V30H163ZM50 32H52V30L50 31ZM147 33H150V32H148V31H146ZM53 33H55V32H53ZM165 33V32H164ZM151 34H153L152 32H151ZM258 34V35H257ZM55 35H57V34H55ZM165 35V34H164ZM3 36V37H4ZM116 36V35H115ZM57 37H58V35H57ZM149 37H150V39H152L151 38V36L149 35ZM154 37V36H153ZM223 37V38H222ZM54 38V37H53ZM62 38V37H61ZM142 38V37H141ZM140 38V39H141ZM155 38V37H154ZM4 39V38H3ZM5 39V41H7ZM55 39V38H54ZM59 39V38H58ZM82 39V38H81ZM8 40V41H9ZM56 40H57V38H56ZM63 40V39H62ZM103 40V39H102ZM110 40V39H109ZM142 40V39H141ZM52 42L54 41V40H51ZM59 41V40H58ZM161 41H163L164 42V40L162 39ZM160 41V42H161ZM39 41H37V46H38V44L40 43H38ZM59 42H61V40L59 41ZM58 42V43H59ZM42 43V42H41ZM40 43V44H41ZM43 43H45V42H43ZM51 43V42H50ZM50 43H48V44H50ZM54 43H56L55 41H54ZM64 43V42H63ZM75 43V42H74ZM112 43V42H111ZM255 44V46H256V49L255 50H253V47L255 48V46H252V44ZM6 44V43H5ZM8 44L10 45V42H8L7 44H6V47L8 46ZM52 44V43H51ZM57 44V43H56ZM60 44V43H59ZM100 44V43H99ZM147 44V43H146ZM162 44V43H161ZM160 44V45H161ZM262 44H263V46H262ZM43 44H41V46H42ZM61 45V44H60ZM78 45V44H77ZM102 45V44H101ZM211 45V46H210ZM40 46V45H39ZM40 46V47H41ZM44 46V45H43ZM46 46V45H45ZM55 46H57V45H55ZM76 46V45H75ZM79 46V45H78ZM3 47V45H2V43H0V48H2ZM5 47V46H4ZM4 47L2 48V50L4 49ZM9 47V46H8ZM9 47V48H10ZM58 47H59V45H58ZM81 47V46H80ZM91 47V46H90ZM105 47V46H104ZM19 48H18V50H19ZM35 48V49H34ZM53 48V47H52ZM61 48H62V46H61ZM73 48V47H72ZM95 48V47H94ZM57 49V48H56ZM57 50H61L60 49V47L57 49ZM56 50V53L54 52V51H52V53L54 52L55 54H57V51ZM96 50V49H95ZM108 50V49H107ZM145 50V49H144ZM36 51V52H35ZM88 51V50H87ZM87 51H86V53H87ZM96 51H98V50H96ZM111 51V50H110ZM147 51V50H146ZM165 51H166V53H165ZM198 51H200V52H198ZM2 52H4V51H2ZM7 52V51H6ZM24 52V53H23ZM71 52V51H70ZM114 52L116 53V51L114 50ZM153 52V51H152ZM259 52H260V49H259ZM8 53V52H7ZM21 53H23V55L25 54V59L22 61V59H23V57H21ZM84 53V52H83ZM105 53V52H104ZM120 53V52H119ZM220 53H219V56H220ZM10 54V53H9ZM61 54V53H60ZM72 54V53H71ZM94 54V53H93ZM126 54V55H127ZM161 54V53H160ZM39 55V54H38ZM70 55V54H69ZM217 55V54H216ZM6 56V55H5ZM61 56V61H62V55H60ZM59 56V57H60ZM122 56V55H121ZM132 56V55H131ZM162 56V55H161ZM4 57V56H3ZM7 57H8V55H7ZM42 57V56H41ZM45 57H47V55L46 54H44V56H43V59L45 58ZM53 57V56H52ZM65 57V56H64ZM63 57V58H64ZM151 57V56H150ZM217 57H218V55H217ZM22 58V59H21ZM38 58H40L39 56H38ZM65 58H68V57H65ZM77 58V57H76ZM205 58V57H204ZM1 59V58H0ZM5 59V58H4ZM7 59V58H6ZM35 59V60H34ZM46 59V58H45ZM71 59H74V58H71ZM8 60V59H7ZM10 60V59H9ZM14 60V59H13ZM37 60H40V59H37ZM37 60H36V62H37ZM64 60V59H63ZM70 60V59H69ZM78 60H79V57H78ZM131 60V59H130ZM201 61L200 62H202V60H203V58H201L200 59ZM221 60H220V62H221ZM17 61H15V62H17ZM41 61V60H40ZM42 61H44V60H42ZM46 62H47V60H45ZM67 61H68V59H67ZM197 61V62H196ZM2 62H4L5 64H6V61H2ZM12 62V61H11ZM10 62V63H11ZM70 62L71 63H73V62H77V60H70ZM162 62V61H161ZM208 62V61H207ZM217 62H219V61H217ZM222 62V63H223ZM9 63V62H8ZM14 63V62H13ZM45 63V62H44ZM66 63V62H65ZM221 63V64H222ZM43 64V63H42ZM41 64V65H42ZM157 64H159V63H157ZM201 64V63H200ZM12 65V64H11ZM38 65V66H37ZM0 66H2V65H0ZM1 68V67H0ZM45 68V69H44ZM127 68V67H126ZM147 68V67H146ZM194 69V68H193ZM229 69H231V71H228ZM126 70V69H125ZM52 71V70H51ZM203 71V70H202ZM15 72V73H14ZM56 72V71H55ZM168 72V73H169ZM192 72V71H191ZM190 72V73H191ZM198 72V71H197ZM201 72V71H200ZM53 73H54V75L55 76H53ZM143 73V72H142ZM171 73V74H172ZM62 74V73H61ZM186 74V73H185ZM202 74V73H201ZM131 75H133V74H131ZM163 75V74H162ZM187 75V74H186ZM193 75V74H192ZM159 77L161 76L160 74L158 75ZM165 75H163L162 77H160L162 80H166V76L164 77ZM168 77H169V75H167ZM175 76H173V77H175ZM53 77H55V80H54V82L56 81L57 83H52V80L54 79ZM108 77H109V80H110V84H111V87H112V92L113 93H115V94H117V95H119V96H123L122 95V81H121V79H120V75H119V72L117 71V70H115L114 68L113 69H109V71H108ZM172 77V76H171ZM172 77V78H173ZM178 77V76H177ZM179 77H181V76H179ZM248 77V76H247ZM53 78V79H52ZM182 78V77H181ZM235 78V77H234ZM176 79V78H175ZM174 79V80H175ZM232 79V78H231ZM7 80V79H6ZM129 80V79H128ZM146 80V79H145ZM168 80V79H167ZM171 80H173V79H171ZM80 81H81V79H80ZM136 81V80H135ZM178 81V80H177ZM231 80H223V83H222V86H221V88L223 89V90H228V89H231V96H235L237 93H241V99H240V101L238 102L239 104L241 103H248V104H253V105H255L257 108H258V110L259 109H264V92L263 93H259L258 91H260V89L258 90V89H256L255 90V86L253 87V86H250V87H253L254 89H252V88H247V89H251V90H244L245 88H243L241 85H240V83H234V81L233 82H230ZM63 82V83H62ZM105 82V81H104ZM130 82V81H129ZM189 82V81H188ZM206 82V81H205ZM89 83V82H88ZM94 83V82H93ZM125 83V82H124ZM203 83V82H202ZM258 83V82H257ZM74 84V83H73ZM72 84V85H73ZM155 85V84H154ZM6 86V87H7ZM140 86V85H139ZM261 86V85H260ZM260 86L258 87L257 86V88H260ZM108 87V86H107ZM161 87V86H160ZM186 87V86H185ZM190 87V86H189ZM231 87V88H230ZM263 87V86H262ZM101 88V87H100ZM126 88V87H125ZM150 88V87H149ZM164 88V87H163ZM184 88V87H183ZM198 89H200L199 87L197 88V90ZM202 89V88H201ZM200 89V90H201ZM73 90H74V88H73ZM82 90V89H81ZM101 90V89H100ZM124 90V89H123ZM152 90V89H151ZM258 90V91H257ZM127 91V90H126ZM161 91V90H160ZM163 91V90H162ZM199 91V90H198ZM203 91H205L204 89H203ZM85 92V91H84ZM128 92V91H127ZM134 92V91H133ZM149 92V91H148ZM230 92V91H229ZM82 93V92H81ZM101 93V92H100ZM130 93V92H129ZM207 93V92H206ZM206 93H202L203 95H205ZM128 94V93H127ZM131 94V93H130ZM129 94V95H130ZM139 94V93H138ZM199 94V93H198ZM200 94H201V91H200ZM202 94H201V98H204V96H202ZM148 95V94H147ZM238 95V94H237ZM118 96V97H119ZM195 96H197V95H195ZM200 96V95H199ZM208 96V95H207ZM220 96V95H219ZM152 97V96H151ZM214 97V96H213ZM221 97V96H220ZM227 97V96H226ZM237 97V96H236ZM68 98V97H67ZM89 98V97H88ZM123 98V97H122ZM132 98V97H131ZM135 98V97H134ZM148 98V97H147ZM178 97L176 96V99H177ZM200 98V97H199ZM200 98V99H201ZM205 98H206V95H205ZM210 98V96L208 97V99ZM212 98V97H211ZM232 98V97H231ZM69 99V98H68ZM108 99V98H107ZM213 99V98H212ZM211 99V100H212ZM230 99V98H229ZM238 99V100H239ZM75 100V99H74ZM94 100H95V98H94ZM132 100V99H131ZM138 100H139V98H138ZM180 101L182 100V99H179ZM178 100V101H179ZM71 101V100H70ZM96 101V100H95ZM108 101V100H107ZM177 101V100H176ZM185 101V100H184ZM203 101V100H202ZM201 101V102H202ZM210 101V100H209ZM215 101V100H214ZM224 101V100H223ZM74 102V101H73ZM78 102V101H77ZM159 102H161V101H159ZM199 102V101H198ZM211 102V101H210ZM70 103V102H69ZM99 103V102H98ZM168 103V102H167ZM194 103V102H193ZM203 103H204V101H203ZM203 103H200L199 102V104H203ZM209 102H206V103H204L205 104V106H207V104H208ZM94 104V103H93ZM204 104L203 105H199L200 107L199 108H201V106H204ZM11 105V106H10ZM83 105V104H82ZM88 105V104H87ZM168 104H166L165 103V101H162L161 102V107L163 108V109H167L168 108V106H167ZM184 106H185V108H186V106H187V104L185 105V104H183ZM224 105V104H223ZM243 105V104H242ZM252 105V106H253ZM94 106V105H93ZM102 106V105H101ZM100 106V107H101ZM182 106V105H181ZM198 106V105H197ZM235 106V105H234ZM92 107V106H91ZM99 106H98V108L97 107H93V109L92 110H94L95 111V113L97 112L98 114L100 113V112H102V109L100 108ZM110 107V106H109ZM209 107V106H208ZM161 108V109H162ZM184 108V107H183ZM184 108V109H185ZM191 108V107H190ZM204 108L205 107H203V109L202 110H204ZM234 108V107H233ZM255 108V107H254ZM76 109V108H75ZM109 109V108H108ZM191 109H194V108H191ZM196 109V108H195ZM234 109H236V108H234ZM241 109V108H240ZM201 110V111H202ZM207 109H205V111L203 112V114L205 113V112H207L208 113V111H206ZM164 111V110H163ZM186 111H189V110H186ZM191 111V110H190ZM199 111H200V109H199ZM222 111V110H221ZM122 112V111H121ZM185 112V111H184ZM196 112V110H194V113ZM212 112V110L210 111V116H211V114H213V113H211ZM215 112V111H214ZM238 112H239V115H240V111H236V110H233L232 108H230V106H229V108H227V107H224L223 106V134H225L226 133V135H223V137H224V139H236V138H234L238 133L237 132H239V131H243L244 129H245V127H248V125H252V127L254 126L253 125V123H254V121H253V123H252V121H250V123H252V124H248L247 123V121H245L246 123H244L243 125H244V127H242L243 129L242 130H239L240 129V127H239V125H240V123L242 122V120L239 122V120L238 119H236V117H238ZM242 112V111H241ZM71 113V112H70ZM168 113V111H165V114H167ZM188 113V112H187ZM202 113V112H201ZM206 113V114H207ZM216 113V112H215ZM4 114H7V115H9V116H5ZM67 114H68V112H67ZM192 114V113H191ZM220 115H221V113H219ZM262 115V113H257L255 116H257L258 117V115ZM263 114H264V112H263ZM190 115V114H189ZM195 115V114H194ZM193 115V116H194ZM199 115V114H198ZM216 115H217V113H216ZM215 115V116H216ZM260 115V116H261ZM62 116V115H61ZM68 116H70L71 117V115L70 114H68ZM68 116H63V118H65L66 119V122H69L70 120L71 121H73L74 120V118H72V119H70ZM76 116V115H75ZM106 116V115H105ZM120 116H123V115H120ZM119 116V117H120ZM124 116H125V114H124ZM127 116V115H126ZM114 117V116H113ZM112 117V118H113ZM186 117V116H185ZM198 118L200 117V116H197ZM256 117V118H257ZM3 118V117H2ZM109 118H110V115H109ZM123 118V117H122ZM129 118V117H128ZM166 118V117H165ZM190 118H191V116H190ZM208 118V117H207ZM218 118V117H217ZM261 119H262V116L260 117ZM6 119V120H7ZM56 119V120H55ZM57 119H59V120H57ZM64 119V120H65ZM70 119V120H69ZM81 119V118H80ZM118 119V118H117ZM125 119V117L122 119V120H124ZM131 119V118H130ZM209 119V118H208ZM219 119V118H218ZM217 119V120H218ZM258 120H259V117L257 118ZM64 120H62L63 121V123L65 122ZM104 120V119H103ZM112 120H114V119H112ZM111 120V122H113ZM119 120V119H118ZM120 120H121V118H120ZM190 120H192V118L190 119ZM249 120V119H248ZM252 120V119H251ZM256 120V119H255ZM258 120H256V121H258ZM263 120H264V118H263ZM76 120H74V122H75ZM108 121V120H107ZM143 121V120H142ZM202 121H203V119H202ZM205 121V120H204ZM215 122H216V120H214ZM214 121H213V123H214ZM219 121V120H218ZM222 121V120H221ZM221 121L219 122L220 124H222L221 123ZM260 121V120H259ZM74 122H72V123H74ZM77 122H78V120H77ZM91 122V121H90ZM116 122V121H115ZM118 122V121H117ZM195 122H196V124H197V121L195 120ZM199 122H201L200 120L198 121V123ZM205 122H207V121H205ZM204 122V124L202 125V122H201V127H207V128H212V126H211V124L209 123V122H207V123H205ZM210 122H211V120H210ZM4 123V122H3ZM17 123H16V125H17ZM43 123H45V124H43ZM52 123V122H51ZM55 123H57V122H55ZM110 123V122H109ZM125 123V122H124ZM140 123V122H139ZM217 123V122H216ZM53 125H54V123H52ZM51 124V125H52ZM59 124H62V122L60 123L59 122ZM65 124V123H64ZM58 125V126H60V129H62L63 127L62 126H64V128L66 127L65 125ZM68 125H69V123H67ZM76 123H74V125L73 126H70V127H72V129L74 128V126H76L75 125ZM112 124H114V122L112 123ZM117 124V123H116ZM122 124V123H121ZM220 124H219V128H217V129H220V128H222V127H220ZM239 124V125H238ZM242 124V123H241ZM88 125V124H87ZM103 125V124H102ZM111 125V124H110ZM119 125H120V123H119ZM152 125V124H151ZM55 126V125H54ZM124 126V125H123ZM172 126V125H171ZM199 126V125H198ZM214 126H217L216 124L214 125ZM9 127H11V126H9ZM52 127V126H51ZM62 127V128H61ZM115 127H117L118 128V126L116 125V126H114V129H108V131H105V132H103L102 134H104L103 136H102V139L101 140H105V141H107L108 143H115L117 140H132V139H134V142H135V140L137 141V140H141L142 139V137L148 132L147 131V128L146 127H144L143 126V128L141 129V131H138L139 133H133V131L131 130V129H115ZM200 127V128H201ZM11 128H13V127H11ZM18 129H19V127H17ZM63 128V129H64ZM68 128V131H69V126L67 127ZM121 128V127H120ZM175 128V127H174ZM1 129H3V128H0V130ZM17 129V130H18ZM202 129V128H201ZM214 129V128H213ZM7 130V129H6ZM57 130H58V128H57ZM67 130V129H66ZM246 130V129H245ZM14 131H16V130H14ZM32 131H34L33 132V134H31L32 136L34 135V139H38L37 141H36V143H37V145H36V143H35V145H33V143H34V141L33 142H29V143H27L26 141H28L27 139V136L32 132ZM82 131V130H81ZM253 131V130H252ZM64 132V131H63ZM71 132V131H70ZM83 132V131H82ZM85 130H84V132L82 133V134H84V135H82L80 138H81V141H82V143L87 147L86 149L88 150V152L90 151V152H92L96 147H95V144L97 143V141L101 138V137H97V136H92V135H87L88 133H86L85 134ZM236 132V133H235ZM51 133V134H50ZM71 133H73V131L71 132ZM71 133H69V134H71ZM74 133H76V132H74ZM79 133V132H78ZM243 133H245V132H243ZM250 133H252V132H250ZM6 134H10V135H13V137H9V136H6ZM77 134V133H76ZM137 134V135H136ZM31 135L29 136L30 138H31ZM66 135V134H65ZM74 135V134H73ZM78 135V134H77ZM80 135V134H79ZM243 135V134H242ZM242 135H241V139H243L242 138ZM249 135V134H248ZM247 135V136H248ZM71 136V135H70ZM240 136H238V138H239ZM244 137V136H243ZM33 139V138H32ZM76 139V138H75ZM75 139L73 138V140L71 141V144H73L74 143V141H75ZM247 139V138H246ZM237 140V139H236ZM239 140H240V138H239ZM139 141H138V143H139ZM238 141V140H237ZM246 141V140H245ZM45 142H47L48 143V145H47V148H43L42 146H43V144L45 143ZM119 142H121V141H119ZM234 142V141H233ZM39 143H43L42 145H40ZM47 143H45V144H47ZM62 143H64V142H62ZM76 143V142H75ZM104 143V142H103ZM102 143V144H103ZM17 144H19V145H17ZM41 146V147H39V145ZM111 144H107V146H112ZM117 144H119L120 145V143H117ZM135 144V143H134ZM159 144V143H158ZM221 144V143H220ZM17 145V146H16ZM59 146L61 145V143L60 144H58ZM58 145L57 146H55L54 148L55 149H57L58 150ZM118 145V146H119ZM138 145V144H137ZM256 145V144H255ZM15 148H17L16 150L15 149H13L14 147ZM24 146V148H22V147ZM49 146V148L48 149H51V147ZM52 146V147H53ZM97 146V145H96ZM106 146V147H107ZM116 146V145H115ZM136 146V145H135ZM160 146V145H159ZM6 147V149L4 150L3 148H5ZM13 147V148H12ZM63 146H61L60 148L61 149H63L62 148ZM66 147V146H65ZM121 147H122V145H121ZM121 147L119 148V149H121ZM124 147V146H123ZM143 147V146H142ZM152 147V146H151ZM157 147V146H156ZM12 148V149H11ZM67 149H68V147H66ZM84 148V147H83ZM109 148V147H108ZM108 148H104V150L105 151H108V150H110V148L108 149ZM118 148V147H117ZM128 148V147H127ZM135 148V147H134ZM138 148V147H137ZM136 148V149H137ZM160 148V147H159ZM250 148V147H249ZM53 149V148H52ZM61 149L60 150H58V151H60L61 152ZM69 149H71V148H69ZM114 151H115V147L114 148H112ZM142 149V148H141ZM247 149V148H246ZM75 150V149H74ZM124 150H125V148H124ZM128 150H129V148H128ZM134 150V149H133ZM58 151H56V152H58ZM103 151V150H102ZM117 151V150H116ZM121 151V150H120ZM122 151H123V149H122ZM126 151V150H125ZM66 152H67V150H66ZM75 152H77L76 150H75ZM118 152V151H117ZM128 152V151H127ZM30 153H33L35 156H36V161L33 163L32 162V164H30L31 163V161H29L30 159H32L33 157H31V156H28V157H31V158H29V160H27V161H29L30 163H29V166H27V161H26V158H27V154H30ZM69 153V152H68ZM81 154H82V152H80ZM79 153V154H80ZM84 153H86V151L85 152H83V154ZM114 153V152H113ZM116 153V152H115ZM234 154H235V152H233ZM67 154V153H66ZM81 154H80V156H81ZM105 154V153H104ZM103 154V155H104ZM107 154H109V156H111V154H110V152L109 153H107ZM106 154V155H107ZM116 154H118V153H116ZM124 154V153H123ZM69 155V154H68ZM67 155V156H68ZM76 155H78V154H76ZM88 155V154H87ZM92 155V154H91ZM126 155V154H125ZM236 155V154H235ZM71 156V155H70ZM72 156L74 157L75 155L72 153ZM85 156H86V154H85ZM109 156H107V157H109ZM127 156V155H126ZM145 156V155H144ZM79 157V156H78ZM83 157H84V155H83ZM237 157V156H236ZM68 158H70V157H68ZM82 158V157H81ZM81 158H80V160H81ZM86 159L88 158V157H85ZM92 158V157H91ZM104 158V157H103ZM111 158V157H110ZM151 158H154L153 160L155 161L156 160V158L155 157H151ZM34 159V158H33ZM49 159V160H48ZM50 159H53L52 161H50ZM70 159H72V158H70ZM79 159V158H78ZM105 159V158H104ZM237 159H239V160H241V161H250V160H248V158L246 159V157L245 156H243V155H238V157H237ZM83 160V159H82ZM81 160V161H82ZM88 160H90V159H88ZM112 160V159H111ZM14 161V162H15ZM16 161V162H17ZM49 161V162H48ZM84 161H86V160H84ZM108 161H109V159H108ZM152 161V160H151ZM160 161V160H159ZM55 162V163H56ZM68 162V161H67ZM106 162H107V160H106ZM121 162H122V160H121ZM11 163V162H10ZM19 163V162H18ZM85 163V162H84ZM123 163V162H122ZM151 163V162H150ZM11 164H13V163H11ZM53 164V163H52ZM52 164H51V166H52ZM69 164V163H68ZM82 164V163H81ZM90 164V163H89ZM107 164V163H106ZM110 164H112V163H110ZM109 164V165H110ZM160 164V163H159ZM70 165V164H69ZM124 165V164H123ZM14 166H16L17 167V165H15L14 164ZM51 166L49 167V168H51ZM54 167V169H56V164L55 165H53ZM83 166V165H82ZM86 166V165H85ZM85 166H83V168H80V169H85L84 167ZM115 166V165H114ZM118 166V165H117ZM117 166H116V168L114 167V169H117ZM87 167H89V165L87 166ZM12 168V167H11ZM71 168V167H70ZM90 168V167H89ZM256 168V167H255ZM78 169V168H77ZM86 169H88V168H86ZM106 170L108 169V167L107 168H105ZM104 169V170H105ZM113 169V168H112ZM259 169V168H258ZM263 168H260L259 169V172H263V170H262ZM14 170H16V169H14ZM14 170L12 171V169H11V171H12V174H13V172H14ZM30 170H32V169H30ZM34 170H35V168H34ZM45 170V171H44ZM57 170H58V168H57ZM71 169H69V171H70ZM109 171H110V166H109V169H108ZM118 170V169H117ZM256 170H257V168H256ZM36 171V170H35ZM35 171H34V173H35ZM73 171H74V169H73ZM73 171H71V173L73 174L74 172ZM109 171H106V172H109ZM119 171V170H118ZM121 171V170H120ZM123 171V170H122ZM37 172H38V170H37ZM48 172H50V170L48 169ZM54 172V173H53ZM52 173H53V175H54V177H57V175H55L57 172H56V170H54ZM84 172H86V171H84ZM84 172H83V175L82 176H85L86 177V175L84 174ZM106 172H105V176L108 174H106ZM112 172V171H111ZM114 172V171H113ZM52 173H51V176H53L52 175ZM59 173V172H58ZM57 173V174H58ZM79 173H81L82 174V172H79ZM88 173H89V170H88ZM92 173V172H91ZM116 173H117V171H116ZM216 173V172H215ZM30 174H32V172L30 173ZM36 174V173H35ZM46 174H47V171H46ZM49 174V173H48ZM70 174V173H69ZM71 174V175H72ZM75 174H78V173H75ZM87 174V173H86ZM111 174H113V173H111ZM115 174V173H114ZM113 174V175H114ZM121 174V173H120ZM206 174V173H205ZM230 172L229 171H225L224 173H223V175H222V178L219 180V181H215L214 179H212V177L215 175L214 173H211V174H206V178L205 179H203V180H201V181H197V180H186V181H177L176 179H174V178H163L162 179V181L160 182V184H159V186L161 187V186H164V185H167V186H169L170 188H180V189H182V190H187V191H189V190H191L192 192H194V191H198V192H203V191H207L208 189H211V188H216V189H219V190H222V189H226V188H228L229 186H230V184H232L233 186H237V187H239V186H245V185H249V184H259V183H262L263 181H261V179H259V178H256V177H253V176H251V175H246L245 173H243V174H241V175H236V176H234V177H231L230 176ZM9 175H10V173H9ZM33 175V174H32ZM95 175V174H94ZM113 175H111V176H113ZM116 175V174H115ZM114 175V176H115ZM122 175V174H121ZM46 176V175H45ZM50 176V177H51ZM89 176V175H88ZM87 176V177H88ZM102 176V175H101ZM117 177H118V175H116ZM123 176V175H122ZM49 177V176H48ZM49 177V178H50ZM71 176L69 175V178H70ZM85 177H83L84 179H85ZM91 177H92V175H91ZM95 177V176H94ZM107 177V176H106ZM8 178V177H7ZM72 178V177H71ZM93 178V177H92ZM91 178V179H92ZM103 178V177H102ZM120 178V177H119ZM122 178H124V177H122ZM2 179H0V180H2ZM3 179V180H4ZM10 179H11V177H10ZM81 179H82V177H81ZM84 179H82V180H84ZM90 179V178H89ZM89 179H86V180H89ZM96 179V178H95ZM99 179H101V177H98V180ZM113 179V178H112ZM8 180H9V178H8ZM71 180H73V179H71ZM94 180V179H93ZM93 180H91V181H93ZM103 181H104V179H102ZM108 180V179H107ZM118 180V179H117ZM121 180V179H120ZM123 180V179H122ZM122 180L120 181V184H121V182H122ZM5 181V180H4ZM53 181H55V180H53ZM78 181V180H77ZM108 181H110V180H108ZM119 181V180H118ZM124 181V180H123ZM1 182V181H0ZM3 182V181H2ZM9 182V181H8ZM10 182H12V181H10ZM80 182H82V181H80ZM84 182V181H83ZM102 183V181H100V183H98V181H97V183H94V181L92 182V183H83V184H79V186L78 187H80V192H82V193H84L85 191H86V189L84 188L85 187V184H86V187L88 186V185H90V188L92 189H96V191H97V193H96V191H94L95 193H94V195L96 194H98L99 196L101 195V193L104 191L105 193L106 192H108V190L107 191H105V189H109L110 187L108 186V185H106V184H101ZM106 183H108V182H106ZM112 182H110V184H111ZM73 184H74V182H73ZM75 184H77V183H75ZM115 184V183H114ZM117 184H119L118 182H117ZM126 184V183H125ZM2 185V184H1ZM0 185V186H1ZM7 185H10V184H7ZM13 185V184H12ZM40 185H42V184H40ZM65 185V184H64ZM69 185V184H68ZM116 185V184H115ZM114 185V187H116ZM122 185V184H121ZM5 186V188H6V182L5 183H3V187ZM37 186V185H36ZM39 186V185H38ZM38 186H37V188H38ZM63 186V184L61 185V187ZM76 186V185H75ZM111 186V185H110ZM113 186V185H112ZM127 186V185H126ZM2 186L0 187V189L2 190V188H3ZM41 187H43V188H41V191H39L40 190V188H38L39 190H38V192H42V193H45V189L44 188H46V189H48L47 187H50V192H57L58 194H59V192H61L60 191V185H57V186H55V183H51V185L50 186H41ZM65 187V186H64ZM72 187H73V185H72ZM133 187V186H132ZM66 188V187H65ZM67 188H68V186H67ZM66 188V189H67ZM69 188H71V187H69ZM117 188H119V186L117 187ZM116 188V189H117ZM120 188H121V186H120ZM126 188V187H125ZM125 188H122L123 190L125 189ZM128 188V187H127ZM127 188L125 189V190H127ZM7 189V188H6ZM62 189V188H61ZM66 189H64V191H66ZM74 189V188H73ZM72 189V190H73ZM122 189H120L121 191H123ZM70 190V189H69ZM72 190H70V193H73L72 192ZM77 190V189H76ZM75 190V191H76ZM85 190V191H84ZM88 190L90 191V189L88 188ZM111 190V189H110ZM114 190V189H113ZM35 191V190H34ZM84 191V192H83ZM88 191V193L87 194H89L90 192ZM93 191V190H92ZM134 191V190H133ZM1 193H3L2 191H0ZM9 192V191H8ZM67 193H68V191H66ZM66 192H64V193H66ZM103 192V193H104ZM111 192V191H110ZM118 192H119V190H118ZM117 192V193H118ZM124 192V194H127V192H125V191H123ZM122 192V193H123ZM258 192V191H257ZM0 193V194H1ZM41 193V194H42ZM57 193L55 194L56 196H57ZM70 193H68V194H70ZM78 194H79V192H77ZM77 193L75 194V195H77ZM247 193V192H246ZM84 194H86V193H84ZM83 194V195H84ZM113 194L115 195V197H116V195L117 194H115L114 192H113ZM113 194H112V196H113ZM43 195H45V194H43ZM63 195V194H62ZM75 195H71L72 197H73V199L74 200H72V201H75L76 199V197H75ZM81 195V194H80ZM82 195V196H83ZM97 195V196H98ZM121 195H123V194H121ZM121 195H119L121 198L123 197V196H121ZM59 196H61V193H60V195ZM65 196V195H64ZM69 196V195H68ZM79 196V195H78ZM105 196H108V195H106L105 194ZM109 196H111L110 195V193H109ZM111 196V197H112ZM155 196V195H154ZM55 197V196H54ZM62 197V196H61ZM71 197V198H72ZM84 197H86V196H84ZM83 197V198H84ZM90 196H87L85 199H89L90 200V198H89ZM110 197V198H111ZM115 197L113 196L112 198H114V200H116L115 199ZM118 197V196H117ZM116 197V198H117ZM201 197V196H200ZM248 197V196H247ZM51 198V197H50ZM65 198H67V196H65ZM80 198H82L81 196H80ZM94 198V197H93ZM99 198V197H98ZM156 198V197H155ZM249 198V197H248ZM68 199V198H67ZM69 199H70V197H69ZM97 198L95 197V200H96ZM100 199H102V198H100ZM100 199H99V201H100ZM124 199V198H123ZM71 200V199H70ZM70 200H68L69 201V204H70ZM77 200H78V198H77ZM79 200H83V199H79ZM105 200H107V199H105ZM112 200V199H111ZM117 200H118V198H117ZM0 201H2V199L0 200ZM84 201V200H83ZM86 201V200H85ZM91 201V200H90ZM98 201V202H99ZM108 201L110 202V199H108ZM120 201H121V199H120ZM125 201V200H124ZM123 201V204H125V206H126V204L127 203H125ZM92 202V201H91ZM90 202V203H91ZM95 202V201H94ZM106 202V201H105ZM113 202V201H112ZM111 202V203H112ZM116 202L117 201H115V204H116ZM127 202V201H126ZM58 203V202H57ZM96 203V202H95ZM1 204V203H0ZM4 204V203H3ZM71 204H72V202H71ZM73 204H75V203H73ZM93 204V203H92ZM97 204H102V203H97ZM105 204V203H104ZM110 204V203H109ZM109 204H108V206H109ZM113 204H114V202H113ZM119 204V203H118ZM118 204H116L115 205V207L118 205ZM121 204V208H119L120 210H119V212H122V211H124V210H127L126 209V207L125 206H123L122 205V203H120ZM131 204H132V202H131ZM157 204V203H156ZM96 205V204H95ZM103 205V204H102ZM107 205V204H106ZM128 205V204H127ZM174 205V204H173ZM250 205H251V207H250V210L246 213V215H245V217H246V221L249 223V225L250 226H252V227H260L259 225H260V222H261V220H262V215L264 214V210H263V208L261 207V204L260 203H257V202H254V201H252V200H250ZM249 205V206H250ZM1 206H2V204H1ZM79 206V205H78ZM6 207V206H5ZM110 207L112 208V207H114L113 205H110ZM118 207H120V205H118ZM117 207V208H118ZM117 208H115L116 209V213H119L118 212V209ZM112 209H114V208H112ZM114 209V210H115ZM124 209V210H123ZM131 209V208H130ZM3 210V209H2ZM99 210H101V208L99 209ZM103 210V209H102ZM240 210V209H239ZM8 211V210H7ZM104 211V210H103ZM128 211V210H127ZM3 212V211H2ZM107 212V211H106ZM41 213V212H40ZM102 213V212H101ZM104 213V212H103ZM112 213V212H111ZM110 213V214H111ZM115 213V214H116ZM127 213V212H126ZM0 214H1V212H0ZM5 214V213H4ZM7 214V213H6ZM114 214V213H113ZM3 215V214H2ZM10 215H11V213H10ZM13 215V214H12ZM15 215V214H14ZM133 215V214H132ZM228 214H226V216H227ZM7 215H5V217H6ZM26 216H28V215H26ZM104 216H106V215H104ZM107 216H110V215H108L107 214ZM114 216V215H113ZM116 216V215H115ZM120 216V215H119ZM204 216V215H203ZM76 217V216H75ZM74 217V218H75ZM112 217V216H111ZM116 217H118V214H117V216ZM122 217H124V215L122 216ZM132 217V216H131ZM7 218H8V216H7ZM60 218H62V217H60ZM107 218V217H106ZM109 218V217H108ZM113 218V217H112ZM130 218V217H129ZM128 218V219H129ZM204 218V217H203ZM229 218V217H228ZM63 219V218H62ZM61 219V220H62ZM71 219H72V217H71ZM76 219H77V217H76ZM118 219H119V217H118ZM117 219V220H118ZM5 220V219H4ZM37 220V219H36ZM64 220H66V219H64ZM113 220H114V218H113ZM116 220V221H117ZM121 220V219H120ZM119 221V220H118ZM118 221H117V223H118ZM127 221V220H126ZM212 221H213V219H212V217H210L209 215H206L205 214V221H204V224L205 225H209V224H214V223H212ZM26 222V221H25ZM68 224L66 225L65 223L63 224V223H61L60 221H56V222H54V229H53V231H52V234H54V235H52V236H55V235H57V236H59V237H64L65 239H66V242L64 241V243H65V245H66V243L68 244V242H67V240L69 239V237H73L75 234H73V233H71L72 231H70L72 228H74L75 227V225L77 226V225H79V221L78 220H68V221H66ZM81 222V221H80ZM225 222V221H224ZM116 223V224H117ZM119 223H120V221H119ZM118 223V224H119ZM11 224V223H10ZM47 224V223H46ZM46 224H44L43 223V225H37L34 229H33V233H36V234H38L39 236L40 235H42V234H44L45 232H47V230H48V226H46ZM117 224V225H118ZM20 225V224H19ZM81 226L80 227H82L83 228V231L85 232V233H87V232H92L96 237H100L101 236V231H99L98 229H96L93 225H91V224H89V223H82V224H80ZM114 225V224H113ZM116 225V226H117ZM228 225V224H227ZM72 226H74V227H72ZM70 227H72L71 229H70ZM106 227V226H105ZM69 228V229H68ZM79 228V227H78ZM10 230V229H9ZM77 230V229H76ZM81 230V229H80ZM8 233H7V235H5V237L6 238H8L7 236L10 234V232L9 231H7ZM23 232H24V229H22V231L19 233V235L17 236V240L19 239L20 240V242H21V240L23 239V237H26V236H24V234H23ZM1 233V232H0ZM4 233H6V232H4ZM49 233H51L50 231H49ZM89 234V233H88ZM193 234V233H192ZM31 235V234H30ZM71 235H73V236H71ZM132 235V234H131ZM86 236H87V234H86ZM36 237V236H35ZM106 237V236H105ZM202 238V237H201ZM25 239V238H24ZM29 239V238H28ZM62 239V238H61ZM73 239H75V238H73ZM2 240V239H1ZM29 240H33V239H29ZM41 240V239H40ZM60 240V239H59ZM113 241L111 242V243H108V245H109V247H112V248H115L116 249V252L117 253H129V252H132V250L134 249L135 250V248H138L139 250H142V251H144V250H146V249H149V248H153V250L156 252H161V251H167V252H169V256L167 257V262H170L172 259H174V258H177V252L175 251V250H173V249H170L169 248V246H167L166 245V243L165 242H163L162 240H160V239H152V238H141V239H132V238H129V239H127L126 241H124V243H122V244H120V245H118L116 242H117V240H114V239H112ZM23 241V240H22ZM28 241V240H27ZM26 241V242H27ZM30 241V243H32ZM44 241V240H43ZM50 241V240H49ZM58 241V240H57ZM47 242V241H46ZM51 242V241H50ZM70 242H71V240H70ZM69 242V244L71 245L72 243H70ZM185 242L190 246V249H191V252H190V255H191V257L195 254L194 253V251H193V249H192V245H191V242H190V239L188 238V240H185ZM23 243V242H22ZM25 243V242H24ZM29 243V244H30ZM45 243V242H44ZM59 243H61V246H62V242H58L57 244H59ZM27 244V243H26ZM29 244H27V245H22V248H20L17 252H16V254H15V256H14V258H12V259H6L5 258V260H0V264H43L44 262H39V263H37V261L35 262V260L34 261H31L29 258V252L31 251V249L34 247V246H32V247H30V246H28ZM52 244V243H51ZM16 245V244H15ZM18 245H19V243H18ZM34 245V244H33ZM65 245H63L62 247H60V248H58L57 250H56V252L58 251L60 254H63L62 252H67L66 250L69 248H65ZM17 246V245H16ZM57 246L58 245H56L55 247L57 248ZM68 246V245H67ZM248 246V245H247ZM2 247V246H1ZM37 247V246H36ZM42 247V246H41ZM53 247V246H52ZM51 247V248H52ZM71 247V246H70ZM103 247V246H102ZM106 247V246H105ZM232 248V247H231ZM16 248H14V250H15ZM70 249V248H69ZM68 249V250H69ZM223 249H225V248H223ZM5 250H7L6 249V247H5ZM8 250H10V249H8ZM33 250V249H32ZM51 250V249H50ZM71 251H72V248L70 249ZM36 250H34V252H35ZM74 251V250H73ZM72 251V252H73ZM108 251V250H107ZM148 251V250H147ZM154 251H152V252H154ZM7 253H8V251H6ZM32 252V251H31ZM31 252H30V254H31ZM69 252V251H68ZM66 253L65 255L66 256H68L69 254H70V252L69 253ZM71 252V253H72ZM141 252V251H140ZM225 252V251H224ZM0 253H3V252H0ZM59 253H57V254H59ZM108 253V252H107ZM106 253V254H107ZM227 253V252H226ZM49 254V253H48ZM52 254V253H51ZM111 254V253H110ZM110 254H107V256H106V258H107V260H109L110 258H111V256L112 255H110ZM130 254V253H129ZM136 254V253H135ZM4 255V254H3ZM12 255V254H11ZM64 255V254H63ZM65 255H64V257H65ZM70 255H72V254H70ZM125 255H128V254H125ZM5 256H7V255H5ZM33 256V255H32ZM60 256H62V255H60ZM34 257V256H33ZM36 257V256H35ZM43 257V256H42ZM63 257V258H64ZM76 257V258H75ZM75 257H74V254H73V256H71V258L73 259V260H77V257L78 256H76L75 255ZM66 258V257H65ZM71 258H66L67 260H66V262L67 261H69V262H71ZM159 258H161V257H159V256H157V255H155V254H152V255H150V254H146V251H144V254H140L139 255V258H137V261H135L134 262V260H127V261H121L120 263L121 264H157V263H159V261L161 260H159ZM51 259H53V258H51ZM68 259H71V260H68ZM79 259V258H78ZM129 259V258H128ZM131 259V258H130ZM65 260V259H64ZM135 260H136V258H135ZM165 261V260H164ZM64 262V261H63ZM74 262H77L78 264H79V262L78 261H74ZM74 262H72V263H65L64 262V264H74ZM107 262V261H106ZM162 263H164L163 262V260H162ZM45 264V263H44ZM91 264V263H90ZM161 264V263H160ZM167 264V263H166ZM169 264V263H168ZM208 264H219L218 262H216V261H209L208 262ZM230 264H234V260L233 259H230Z\"/></svg>",
  "mask_w": 264,
  "mask_h": 264
},
{
  "label": "flooded vegetation",
  "instance_id": "af4514ba",
  "mask_svg": "<svg viewBox=\"0 0 264 264\" xmlns=\"http://www.w3.org/2000/svg\"><path fill=\"white\" fill-rule=\"evenodd\" d=\"M34 47H35V45H34ZM181 85L184 86V83H181L179 81L168 82V83H165V85H164L167 87V90H165V91L172 90V92H170V93H166L164 91V94H163V97L165 98L164 101L169 103L167 105L168 106L167 110H168V114H169L168 117L169 118L171 116L175 117V115H177L178 119H177V122H174V124L178 123L179 127L176 129H167L165 132L157 131L158 132L157 135L159 136V138L155 141H151V143L153 142L152 144L147 145V150H152L154 152L153 156L156 158L155 161L152 160V161H142L141 162V160L138 159L137 162H134L132 164H124L123 165L121 163V159L123 157V154H121V153L116 154L115 153L118 151V148L116 146L110 147V146H107V144H105V145H104V143L102 144V141L100 140L101 139L100 138L97 141V143H98L97 146L95 145L96 148L93 150L95 156L92 159L90 156V168H88V169H86V168L85 169H76L73 172H74V174L75 173H78V174H75V176H72V178L71 177L69 178L68 177V166H73L75 168H78V167L83 168V166L85 164H87V159L83 158V156L82 155L80 156L79 154L78 155L74 154L75 155L74 157L72 155L71 156L68 155V149L66 147H68L69 143L71 144V141L73 139L69 140V137H72V135L69 134L65 128L64 129L63 128L58 129V130L56 129L55 131L58 133H55L54 138L57 137L56 139H58V143H56L55 146H57L58 144L61 143L60 146L58 145V150H60L61 149L60 147L63 146L62 147L63 149H61V152L58 151L57 149H55L54 148L55 146L52 145L53 146L52 147V146H50L51 144L48 145L47 142H45L47 144L42 143L43 148H47V145H48V148H49V146L51 147V149H48V148L44 149L45 151H47V150L58 151V152L51 151L52 154L47 151L46 153L49 154L48 158H52L54 156L53 153H59L57 162L55 161L56 163L52 162L53 164L51 163L52 164V166H51L50 162L48 161L49 165L47 164V166H45V168H47V170H46L47 174H46V171L44 170L45 171L44 175L40 176V175H38L40 171L38 170V172H37V169H36V171H35L36 174L32 173L33 174L32 175V174H30L31 173L30 168H27L26 166L24 167L23 164L20 163V160H18V161L16 160L17 161V163H16L17 167H16L14 175L11 176V179L9 178V182L12 181L9 183L10 184L9 186L15 187L16 190H18V191L22 190V192L20 193L21 196H24L25 194H30V193H33L34 196L28 197L27 203H25V202H21L22 204L21 203L15 204L13 202L10 203V206L16 205L20 209H24V213H22V215H20L16 219H13L6 224H2V226L5 227L7 225H10V223L12 224L18 218L23 219L24 220L23 223H25V221L26 222H29V221L35 222V221H38V220L43 219V218L48 220L49 218H55L58 215L67 216L69 214H76L77 213L80 216H86L88 214H86L81 208L85 207L86 205H90L89 202H91V201H92L91 203H93V204H91L93 207L97 206L98 205L97 203H99L100 201L98 199L95 200V197L91 198L90 199L91 201L89 199H85L86 197H84L85 195H83L82 193H79V194L77 193V195H75L74 193H70L68 188H67L68 184H73V182H74V184L77 183L76 185H77V189H78L79 184H83L85 181H89V182L94 181V183H97V181H98V183H100V181H102V183H106V182L110 183L111 181H113L114 183L118 182L119 185H121V184L125 185V186L127 185L126 188L127 187L128 188L126 191H128V192H127V194H125V200L127 201L128 205L126 204L127 207L126 206L125 207L128 211L123 209L124 211L119 212V210H118L119 213H116L117 212L116 210L111 209L110 211H107V214L110 216H107L106 213H101L98 211L101 217L106 215L104 217H107V219H108V222H106L103 225V227L107 226L109 224V222H111V221L112 222L110 224H115V226H116L117 224H116L115 220H113L112 217H116L118 214V217L120 219L122 218L125 221L126 229L128 231L127 235L129 237L130 236L147 237V235H156L157 237H161V238L164 237L168 242H171L174 245L173 249L178 253L177 258L172 259L170 262H167V260H166L167 264L168 263L169 264H208L209 261H216L219 264H227V261L229 260V257L227 256V253H226L228 247H232V249L235 250V252L237 253V256L235 257L236 264H264V258L253 257V258L244 259L242 257L241 239H238V241H236V242L231 241V243H228L227 237H237L238 238V236H239V234H238L239 230L237 228V225L234 222V216L231 213V210H232V212H237V213H239L241 211V209L240 210L238 209L241 207H237V209H231V206L234 205V202H232L231 200H224L223 201V198H221V197L219 200H211V196L209 195V193H200V192H195V191L194 192H191V191L179 192L178 191L175 193H167V195H163L160 193H154L149 188L150 185H156L157 187H159L160 182L165 177L166 178H174L177 181L199 180V179L203 180L206 178L205 177L206 174L212 173V168H211L212 167V161H213V158L216 157V155L222 156L224 152H228L230 149L231 150L236 149V147L234 145L237 144V142L236 143L226 142L225 145H221L219 147L215 146V148H214L215 152H213L211 142H210L211 137L212 136L226 135V133L223 134V127H222L223 124L219 123L220 127H222L220 129H209V128H202L201 129V128H197L196 125L191 123V122H188L186 124V122L189 121L191 118L194 119V116H193V112L190 111L191 109H189V105H187L185 108V106L183 104L186 105V104L192 103L193 100H191L189 98L185 99L183 97V95H192L193 99H194L195 98V95H194L195 92L199 90L196 93V95H197V97L201 98V94L206 93V91H209V90L202 91V90H200L201 89L200 87H199L200 89L197 90L198 86H196V84L194 83V84H189V86H190L189 89L187 88L186 91H184V90H181ZM262 85H264V83ZM160 86L161 85L158 84V87H160ZM200 91H201V94H200ZM219 93L217 95H219ZM205 95H206V98H205ZM205 95L202 94V96H204V98H201V99L199 98L198 101L200 103H203V101H204V103H206V101L209 100L208 99L209 96H207V95H209V92H207ZM176 96L178 97L177 99H176ZM179 99H182V100L180 101ZM220 101H222V103H219ZM220 101L215 100V101L211 102L208 105L209 106L208 110L209 111L212 110V112L215 115L217 113V115L215 116L214 119L219 118L218 120H223V100H220ZM199 102H198V104H199ZM212 105L216 106V107L212 108L211 107ZM150 108L151 107H149V108L146 107V111H149ZM186 110H189V111H186ZM161 111H162V109H161ZM219 113H221V115ZM4 115L6 116L7 114H4ZM163 115H164V113H163ZM7 116H9V115H7ZM190 116H191V118H190ZM60 117H62V120L65 119V118H63V116H60ZM146 118L148 119V121L149 120H157L152 112L148 113ZM208 118H207V120L211 119L210 117H208ZM6 119H7L6 117L4 118V116L0 114V128H3L0 130V132L5 133L7 131L10 133H13V132L17 133L20 130V123L18 124L17 122L13 121L12 124H14V126L9 125L8 119L7 120ZM57 120H59V119H57ZM62 120L60 119L59 122L60 123L62 122V124L65 123L64 125H66L67 124L66 119L64 120L65 121L64 123ZM51 122L49 123V121H47L46 123L51 124ZM16 123H17V125H16ZM43 124H45V123H43ZM219 124H216L217 127H219ZM9 126H11L13 128H11ZM254 126L256 127L255 133L257 135L255 136V140L253 141V144L251 147V150L253 151L252 154L259 157V158H264V125L262 124V122H260L258 120L255 122ZM17 127H19V129ZM184 127H187V128L184 129ZM239 127H240L239 130H242L243 129L242 127H244V125L240 123ZM14 130H16V131H14ZM33 132L34 131H32L27 136L28 141H26V142L29 143V142L34 141L33 145H35V143L38 139H34V135L33 136L31 135V134H33ZM78 132H81V131H78ZM92 133L96 134L95 136H97V137H102V135H101L102 131H100V130L88 132V135L90 136V135H92ZM237 133L240 134L241 131H239ZM30 135H31V138L29 137ZM92 136H94V135H92ZM168 137H175V139L171 140ZM196 137H203V138L206 137V139L203 140V144L201 145L200 140H196ZM192 138H194V140H191ZM62 142H64V143H62ZM157 143H161L162 145L159 144L160 145L159 146ZM170 143L173 145H171ZM39 144L42 145L41 143H39ZM36 145H37V143H36ZM40 145H39V147H41ZM71 146L72 145H70V147ZM174 146L181 148L182 151L178 148L176 150V148ZM80 147H83V146L79 145V148ZM108 147L110 148V150L105 151L104 148H108ZM114 147H115V151L112 149ZM22 148H24V146ZM246 148H249V146L245 145V144H240V146H238L237 150L246 151ZM13 149H15V147ZM223 149H225V150H223ZM66 150H67V152H66ZM109 152H110L111 156H109V154H107ZM107 156H109V157H107ZM68 157H70L72 159H70ZM29 158H31V157H29ZM80 158H81V160L82 159L83 160L81 161ZM108 159H109V161H108ZM30 160H32V159H30ZM52 160L53 159H50V161H52ZM84 160H86V161H84ZM106 160H107V162H106ZM158 160H160V162ZM110 163H112V164H110ZM55 164H56V169H54L55 167L53 166ZM50 166H51V168H49ZM109 166H110V171L108 170ZM116 166H117V169L119 171L117 169H114V167L116 168ZM107 167H108V169L106 170L105 168H107ZM57 168H58V170H57ZM257 168H259L258 165H257ZM48 169L50 170V172H48ZM54 170H56L57 173L59 172L58 174L57 173L55 174V175H57V177H54V175H53ZM88 170H89V173H88ZM84 171H86V172H84ZM106 171H109V172H106ZM116 171H117V173H116ZM79 172H82V174ZM83 172L86 175V177L82 176ZM105 172H106V174L108 173L106 175L107 177L104 175ZM51 173L53 176H51ZM111 173H113V174L115 173V174H119V175L122 174L124 178L120 177V178H118V180H119L118 181L117 178H113L111 176V175H113ZM91 175L93 178L91 177ZM48 176L49 177L51 176V177L49 178ZM81 177H82V179H84L83 177H85V179L82 180ZM98 177H101V179L98 180ZM71 179H73V180H71ZM86 179H89V180H86ZM102 179H104V181ZM107 179L110 181H108ZM120 179L124 180V181L122 180L121 184H120V181H121ZM53 180H55V181H53ZM91 180H93V181H91ZM80 181H82V182H80ZM51 183L52 184L55 183V184L60 185L59 188H60V191L61 190L62 191L59 192V194L57 192H50V190H49L50 187H47L48 189L44 188L46 190L45 193L38 192V190H39L38 188H40L39 191H41V188H43L41 186H43V185L44 186L45 185L50 186ZM40 184H42V185H40ZM62 184H63V186L61 187ZM36 185L37 186L39 185L38 188ZM64 189H66V191H68V193H70V194H68L66 191H64ZM149 191H151V192H149ZM64 192H66V193H64ZM54 193L55 194L57 193V196ZM60 193H61L62 197L59 196ZM43 194H45V195H43ZM72 194L75 195V197L77 196L75 198L76 199L75 201H72V200H74L73 199L74 196L73 197L71 196ZM64 195L67 196L68 199L65 198ZM80 196L82 198H80ZM69 197L71 200L69 199ZM9 198H11V197L3 198L2 201L7 203V201H8L7 199H9ZM77 198H78V200H77ZM79 199H83L84 201L79 200ZM68 200H70V204H69ZM71 202H72V204H71ZM131 202H132V204H131ZM238 202L240 203V206L241 205L243 206V196H241L239 198ZM73 203H75V204H73ZM37 207L39 208L38 210L35 209ZM7 210L8 209H4V208L0 207V212H1L0 219L5 218V215H8L10 213V211L9 210L7 211ZM15 210H19V209L15 208ZM35 210H36V212H35ZM227 211L230 212L229 221L232 223L230 225H225V223H224L225 219L223 218V215ZM205 214L212 217V219H213L212 223H214V224H209V225L204 224ZM26 215H28V216H26ZM123 215H124V217H122ZM134 219H136V220H134ZM46 222L47 223L50 222L51 227L50 226L47 227V228L50 227V229L47 230V232H45V234L43 235L44 241L30 243L29 239L27 238L29 235L25 234L24 236H26V237H24L25 239H23V241H22L23 243L21 242L19 245L10 249L8 251V253L6 251H0V252H3V253H0V260H2V259L5 260V258L8 260L14 258L16 252L20 248H22L23 244L27 245L30 243L28 246H30V247L34 246V247L32 248L33 250L31 249L32 252L30 251L31 254L29 252V256L33 258V259L31 258L32 261L35 260V262H36L38 260L37 263L44 262L45 264H64V262L65 263H67V262L72 263L74 261H78L79 264H90V263L95 264V263L100 262L99 260L104 257L102 246L108 244V243L107 244L104 243V241H100V238L101 237L111 238V239L117 238V236H116L117 233L109 230V228H110L109 226H108L109 227L108 229H105L103 232H101L102 234L100 237H96L92 232L91 233L90 232L85 233L83 231L82 227L72 228L73 227L72 226L70 228L78 229V230H73V231L70 230V231H72L71 233H73L75 235L74 236L71 235L73 237H69V239L67 240V242L68 241L70 242V240H71L70 243H72V244L70 245L68 242V244L66 243V245H65L64 241L66 242V239L64 237H62V236L59 237L57 235L52 236V235H54V234H52V231L54 229L53 228L54 222H56V220H50L49 219ZM235 228H236V230H235L236 232L235 231L233 232V229H235ZM1 230H3V229L0 226V231ZM20 230H22V229H20ZM49 231L51 233H49ZM31 233L36 234L33 232H31ZM198 233H204L205 235L204 236H201L200 234L197 235ZM86 234H87V236H86ZM223 235H226V236L223 237ZM73 238H75V239H73ZM184 238L190 239L192 248L195 252L194 257H191L190 246L184 241ZM223 238L225 239V241H223ZM59 241L62 242V246L65 245V248L69 247L70 249L72 248V251L74 250L72 252L68 248L69 250L67 249L66 251L67 252L69 251L70 254H72V255L69 254L68 256H66L67 252H65V251L62 252L64 255L66 254L65 257L71 258V256H73V254H74V257H75V255L78 256L77 260H73L71 258L72 260L68 259V260H71V262H69V261L66 262L67 259L64 257V255L60 254L61 252L60 253L58 251L56 252V250L58 248L62 247L61 243L57 244ZM56 245H58L57 248L55 247ZM14 248H16V249L14 250ZM223 248H225V249H223ZM0 249H2V247H0ZM34 250H36V251L34 252ZM57 253H59V254H57ZM5 255H7V256H5ZM35 255H41V256L35 257ZM60 255H62V256H60ZM51 258H53V259H51ZM74 264H78V263L74 262Z\"/></svg>",
  "mask_w": 264,
  "mask_h": 264
}]
</instances>
